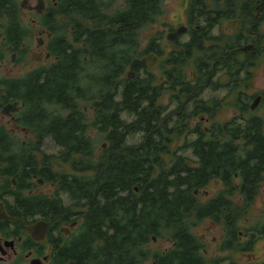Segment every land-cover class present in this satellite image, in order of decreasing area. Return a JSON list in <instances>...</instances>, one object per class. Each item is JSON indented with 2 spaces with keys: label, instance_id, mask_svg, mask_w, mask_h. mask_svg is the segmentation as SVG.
<instances>
[{
  "label": "trees",
  "instance_id": "obj_1",
  "mask_svg": "<svg viewBox=\"0 0 264 264\" xmlns=\"http://www.w3.org/2000/svg\"><path fill=\"white\" fill-rule=\"evenodd\" d=\"M125 1L112 14L94 18L96 26L88 29L87 46L77 47L73 57L49 73L48 102L59 107L49 108L53 115L48 136L58 149L41 153L48 167L37 173L54 179L62 192L89 207L95 245L86 264H205L192 227L207 212L194 188L201 185L202 177L217 175L221 162L251 159V144H258L253 130L262 125L242 99L250 96L245 88L264 47L239 48L246 44L250 27L235 19L233 0H212V4L190 0L187 13L194 36L189 42L176 41L177 50L162 59L166 88L169 81L177 80L175 85L189 95L193 89L189 68L201 74L199 79H210L212 62L217 60L214 90H223L225 97L236 93L240 115L222 124L219 138L172 134L171 118L156 105L159 78L142 59L150 52L165 54L156 36L142 47V32L160 20L163 0ZM129 69L135 77L128 76ZM88 102L96 108L93 118L84 110ZM190 115H178L173 126L188 128ZM181 137L185 138L181 148H191L198 165L191 166L188 157L173 150ZM100 140L105 142L99 150ZM29 158L38 170L37 156ZM229 166L239 171L243 191L248 193L249 164ZM39 202L34 199V206ZM153 236L175 245L152 251Z\"/></svg>",
  "mask_w": 264,
  "mask_h": 264
},
{
  "label": "flooded vegetation",
  "instance_id": "obj_2",
  "mask_svg": "<svg viewBox=\"0 0 264 264\" xmlns=\"http://www.w3.org/2000/svg\"><path fill=\"white\" fill-rule=\"evenodd\" d=\"M125 4V0H0V264L89 262L95 245L89 207L72 200L54 179L37 173L48 167L41 153H47L49 141L58 148L48 136L49 116L53 115L49 108L59 107L55 101L48 102V77L74 56L77 47L87 46L88 29L96 26L94 18L112 14ZM189 4L190 0L184 12L188 30L173 40L172 51L177 50L176 41L189 42L194 36L189 31ZM232 4L235 19L250 27L246 42L256 47L263 41L259 24L264 20V0H233ZM168 24V31L177 30L178 26ZM217 62H212L210 79H199L201 74L195 69L189 73L193 86L189 95L175 85L177 80L169 81L166 88L164 71L159 76L156 105L165 109L163 116L171 118L172 134L190 133L203 140L223 135L224 122L218 121V115L226 98L214 90L220 68ZM209 91L215 94L210 96ZM239 99L237 96L236 101ZM84 110L94 117L92 103H85ZM251 111L262 125L253 130L258 144H251V159L221 162L217 175L202 177L201 185L194 188L207 212L192 227L193 232L196 226L208 223L202 234L193 232L205 264H242V257L245 264H264V93ZM183 112L191 114L184 130L173 126ZM180 142L173 148L175 153L188 157L191 166L198 165L191 148H181L185 138ZM32 155L37 156L38 170L32 166ZM247 163L248 193L243 191L239 171L229 166ZM34 199L40 201L36 206ZM216 230L217 235L212 234ZM213 244L216 253L211 251ZM174 245L172 241L171 247Z\"/></svg>",
  "mask_w": 264,
  "mask_h": 264
},
{
  "label": "rangeland",
  "instance_id": "obj_3",
  "mask_svg": "<svg viewBox=\"0 0 264 264\" xmlns=\"http://www.w3.org/2000/svg\"><path fill=\"white\" fill-rule=\"evenodd\" d=\"M179 0H166L167 4H163V13L161 14L160 16V20L158 21V23L156 24H153L155 25V28L153 27H150L148 26V28H146L145 30H143L142 32V35L144 37V42L142 44V47L143 48H146L147 47V42L149 41V39L151 37H155L157 38V42L160 43L161 47L164 49L165 51V54L162 56V58H166L167 56V53L169 51H172V49H175V46H173V44L171 43V41H169L167 38H166V35L168 33V27L166 23L169 22V19H170V13L172 11H175V8H176V5H177V2ZM207 3L209 4H212V0H206ZM259 29L260 31L263 33V41H261L259 44L264 47V20L262 22H260L259 24ZM158 31H162V34H157ZM182 40H185L186 39V35H184L182 38ZM247 44V42H246ZM151 72L153 74L156 75L157 78H159V76L161 74H163V71L164 69L160 68V67H157V68H153V69H150ZM253 73L251 75V79L249 80V86H247L245 88V90L247 91L248 95L250 96H244L243 97V101H248L249 104L251 103V101L253 100L254 98V95L257 94H262L264 92V56L262 58H260L259 62L255 65L254 69H252ZM192 72V68H189L188 70V73ZM141 75H145V73L141 72ZM220 95H223V90H220L218 92ZM215 93L209 91L208 92V95H213ZM224 96V95H223ZM236 93H233L232 95L230 96H226L225 100L223 101V105H222V109H221V112L219 113L218 115V121L219 122H225L229 119L232 118V116H235V115H240V110H236V106H235V102H236ZM236 108V109H235ZM95 134V130L94 132L92 133V135ZM105 141L104 140H100L99 143H98V149L100 150L102 144L104 143ZM183 143V142H182ZM179 145H181V142L180 140L176 141L174 143V148L176 147H179ZM57 147L51 143V141H49V146H48V149H47V153H55L57 151ZM56 170L59 169V166H55L54 167ZM66 168L68 169V166H66ZM66 197V201L69 202V199L67 196ZM208 226V223L207 222H204V224L202 225H198L196 226L194 229H193V232L195 235H200L204 232V230L206 229V227ZM212 234H216L217 235V230L216 231H213ZM151 248H152V251H156V250H159V249H166L168 247H171V242L167 239H164V238H160L159 240L157 241H152L149 245ZM217 249V245H212L211 246V251L212 253H216ZM147 264H149L147 262ZM242 264H245V260L244 258L242 257Z\"/></svg>",
  "mask_w": 264,
  "mask_h": 264
},
{
  "label": "water",
  "instance_id": "obj_4",
  "mask_svg": "<svg viewBox=\"0 0 264 264\" xmlns=\"http://www.w3.org/2000/svg\"><path fill=\"white\" fill-rule=\"evenodd\" d=\"M187 6H188V0H179L177 2L176 10L171 13L170 23L172 25L178 26V28H177V30L170 31L167 34L168 40H174L178 37V35L187 31V29H188L187 26L183 24V22L185 20L184 19V10L187 8ZM152 27L155 28V25H152ZM254 47H255V44L247 43L245 45H242L240 47V49L243 51H252L254 49ZM143 61L148 68L152 69V68H155L159 64L160 56L156 52H150V53H147L146 55L143 56ZM128 76L130 78L135 77V72L130 69L128 71ZM261 99H262V94L257 95L255 100L251 104V108L255 109L257 107V105L260 103ZM136 190H138V187L136 188ZM29 228L32 229V227H29ZM153 241H157V236H153Z\"/></svg>",
  "mask_w": 264,
  "mask_h": 264
}]
</instances>
